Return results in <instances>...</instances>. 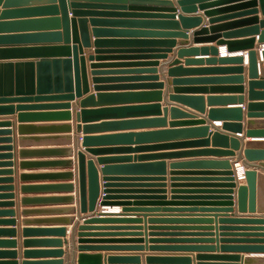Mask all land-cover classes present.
Returning <instances> with one entry per match:
<instances>
[{
	"label": "crops",
	"instance_id": "crops-1",
	"mask_svg": "<svg viewBox=\"0 0 264 264\" xmlns=\"http://www.w3.org/2000/svg\"><path fill=\"white\" fill-rule=\"evenodd\" d=\"M6 1L16 0L0 1V23L46 20L52 17H57L60 21L58 29L46 26L28 27L25 29L15 28L11 31L1 32L0 35L18 36L59 32L61 37L60 39L51 40L42 38L23 41L11 40L0 43V48L61 46L64 44L63 23L60 17L61 10L58 0L28 1L24 2L26 4L13 3L5 5ZM236 1H230L232 2L230 4L243 2ZM170 2L172 7L176 9L174 13L160 6L150 9L139 8V10L130 8L118 9L121 12L132 10L137 13L160 15L177 13L182 15L199 14L201 23L190 27L188 36L184 38L174 35L169 38L174 43L171 51L165 53V57H153L155 55H150L159 53H117L119 50L109 49L113 50V53L103 52L101 53L103 57L96 58L92 32L90 34V47L81 46L77 32L78 48H81L82 51L79 57L83 58L87 91L82 92L81 97L74 96L72 100L61 101L68 102L70 109L54 110V112H69L70 119L19 122L17 119L18 111L13 114L0 115V121L8 119L11 122L9 126H0V264H6L12 260L16 264H21L24 260L54 259L53 257H31L34 255L27 256L25 252L57 249L63 251L61 257L63 264H76L75 260L76 255L79 253L78 246L80 244L91 248L84 252L100 254L101 264H197L198 262L203 264H264V253L222 248V246L247 244L241 242L247 237H239L243 232L247 231H234L240 229L221 231L223 226H229L225 228L242 226L240 224H222L220 222L222 216H264V213H249L247 210L240 213L236 206L235 189H233L234 204L229 206L221 204L222 200L219 198H222L223 193L219 192L225 190V187H219V184H222L219 181H209L217 178V175H204L207 173L216 174V172H219L218 169L186 164L198 160H223L225 158H229L231 162L234 160V157H216L198 152L204 149L220 148L212 147L211 138L208 135L165 136L143 141L133 138L131 141L108 142L93 146L92 148L104 151L96 155H91L88 152L84 153L86 158H92L100 179L103 177V172L101 171L103 165L162 162L164 164L162 173L104 175L107 178L121 180H158L119 182H128L126 184H133L134 186L142 184L139 182H148V184H160L161 187H151L149 189L128 187L129 189L127 190L131 191V193H127L129 204L123 207H112L116 208V211H111L110 207L96 205L93 212L78 213L76 212L77 206L75 202L66 203L67 199H63L73 197L75 201L76 196L75 191L69 192L70 189L66 186L74 184L75 181L70 179V176H65L66 173L74 171L73 166H68L65 161L73 160L72 157L67 155V150L73 148L74 151H83L81 140L79 139L83 134L81 131H75V126L77 125H110L109 127L94 129L87 134L88 136L137 134L198 126H208L210 131H214V129L222 131L220 128L222 121L210 119L206 113L202 115L197 113L179 101L172 99L171 95L202 96L205 112L209 108H240L241 124L243 125L242 132H226L231 136L237 137L241 149L245 142L264 141V137H251L247 136L246 133L248 120L256 122L252 129L264 130V108L255 109L254 114L258 117H247V105L251 102L262 103L263 100L262 97L258 96L254 99L252 98V100L249 99L246 51L227 52L225 46H217L216 41L195 40L192 32L208 24L209 21V17L204 14V9H201L199 3H196V12L184 13L178 6L177 0H170ZM227 3L212 5L208 8L223 7ZM47 6H55L57 15L50 11H42L45 10L42 8ZM65 7L71 30L72 14L67 0ZM35 9H40V11L35 12ZM94 10L102 11L106 9L98 8ZM6 11L13 13L3 15V12ZM237 12L241 11L232 10L213 16L236 14ZM259 18L264 20V16L261 14H259ZM175 20H178L177 16ZM232 20L236 19L228 21ZM88 25L90 30L94 27L91 24ZM239 28L238 26H233L219 33L221 35L224 32ZM143 29L168 31L165 30L168 28ZM183 29L182 27L179 28V30ZM256 43L257 37L255 45ZM213 46H217L221 57H244V62L242 63L244 70L241 73L243 79L240 83L224 80V78L237 75L236 73L216 71L218 65H212L207 62L211 54L210 51L206 52L203 50ZM187 49L196 51L185 52L181 56L178 54L180 50ZM89 55H92L91 60H89ZM37 58L1 59L0 62L7 60H37ZM177 58L181 59L182 63L180 66L182 68L192 71L177 74L176 77L169 76L167 69L172 61ZM186 60L189 61L186 62ZM263 68L261 57L258 56L259 75L264 74ZM152 70H157V73H155L157 75L156 80L151 77L153 75ZM94 77L100 78V81L94 82ZM173 78L190 81L177 84V88L186 89H181L179 93H174ZM213 78L223 80H212ZM159 83L163 85L159 89L158 97L155 93L158 91L157 84ZM235 86L242 87L241 93L233 89H226ZM98 93L107 94L110 97H106L105 100L101 101L96 96ZM90 94L93 96V103L82 107L80 104L81 99ZM228 96L234 97L235 100L217 102H209L207 100V98H225ZM239 96H242V103H238L237 98ZM13 104L16 105L17 103ZM82 108L93 111L108 110V112L97 119L87 121V123H82L81 120L77 122L76 114ZM67 128L71 129V131H66ZM206 138L208 140L207 144L198 143L206 140ZM8 146H11V149H7ZM46 150L50 151L43 152ZM22 151H26V153ZM100 158L111 160L99 163L98 159ZM6 162H10L11 165H4ZM22 162L33 164L23 166L21 165ZM37 162H42V164H37ZM236 162H241V160ZM6 170H10L11 173L8 174L5 172ZM22 174H26L25 180L21 179ZM3 178H11V181H5ZM170 178H175V180L171 181ZM159 179H163V181ZM23 185L31 188L22 191ZM171 190H174V193H171ZM146 191L160 193H145ZM22 198H29L31 201L26 202V204L21 201ZM8 202L12 203L11 206L7 204ZM63 209H71L73 212L60 211ZM106 209L109 211H101ZM7 210H12L13 214L5 213ZM24 210H28V212H23ZM226 210H229V212H226ZM86 217L87 219H116H98L97 221L89 222L86 225L87 229L82 231L84 232V237H82L84 241L79 243L77 241V226L81 225L83 220H86ZM9 220H13V224L8 222ZM26 229H64L65 233L63 236L41 232L27 234L24 233ZM8 230L13 231L9 232ZM57 239L62 241L61 247L45 246L46 244H25L26 241ZM9 241H13L14 245L8 244L7 242ZM186 246H212L213 248L191 250L193 248H187ZM7 252H14V258L8 257ZM135 257L138 258V262L128 260V258ZM109 258L117 259L110 261Z\"/></svg>",
	"mask_w": 264,
	"mask_h": 264
},
{
	"label": "water",
	"instance_id": "water-1",
	"mask_svg": "<svg viewBox=\"0 0 264 264\" xmlns=\"http://www.w3.org/2000/svg\"><path fill=\"white\" fill-rule=\"evenodd\" d=\"M1 1V0H0ZM30 1H54V0H16L6 1L4 4H16ZM71 7V30L69 27V19L65 7L66 0H58L60 7V17L63 23V36L64 44L61 46H41V47H3L0 48V60L1 59H23L38 57L37 60H7L0 62V115L13 114L18 111L17 119L19 122L29 120H53V119H70L69 112H54L63 109H70L68 102L72 100L74 96L81 97L82 92H86V80L83 66V58L79 57L82 54L81 48H78L77 32L79 36V42L82 47H90L92 32L94 36V53L96 58H101V53L111 52L116 49L117 53L130 52V53H159L150 54L155 55L153 57H165V53L171 51L173 40L169 39L174 35L180 37L188 36L190 27L199 25L201 18L199 14L182 15L177 14H154V13H137L130 10L118 11L125 9L139 8L150 9L152 7H163L170 12L174 13L175 8L172 7L170 0H67ZM211 1V2H209ZM233 0H177V4L181 11L184 13L196 12L195 5L199 3L201 9H204V14L209 17L208 24L198 28L192 32L195 40L205 39L206 41H216V45H224L227 52L246 51L247 62V74H248V96L249 99L262 97V103L251 102L247 105L248 118H255V109L264 108V74L259 75L258 70V56L261 57V63L264 66V20L259 18V14L264 16V0H237L243 1L236 4H230ZM235 1V0H234ZM226 6L209 9V6L225 3ZM126 4V5H125ZM103 8L106 10L98 11L94 9ZM50 11L54 15H57V8L55 6H47L42 8ZM111 9V10H108ZM232 10H240L236 14H227L223 16H213L215 14L228 12ZM40 9H35V12ZM13 12L6 11L3 15H9ZM177 16L178 20H175ZM239 17H244L240 18ZM238 18V19H237ZM224 19V20H223ZM231 19H236L228 21ZM60 19L52 17L46 20H33V21H18V22H3L0 23V33L5 31H11L13 29H25L28 27L46 26L58 29ZM228 21V22H225ZM223 22V23H220ZM94 27L90 30L89 25ZM233 26L240 27L239 29L224 32L220 35V31L231 28ZM184 28L179 30V28ZM143 28H168V31H150ZM72 34V36H71ZM61 34L59 32H49L45 34H33V35H0V43L11 40H30V39H60ZM257 37V43L255 45V39ZM71 44V45H70ZM217 46L210 48H204L203 51H210L211 57L207 62L212 65H218L216 71L232 72L237 75L224 78V80H232L240 83L243 77L242 63L244 62L243 56L221 57L218 53ZM109 50V51H108ZM196 51L194 49L180 50L178 54L189 53ZM100 54V55H99ZM120 57V56H118ZM92 59V55H89V60ZM180 58L172 61L167 69L169 76L176 77L177 74H183L192 70H186L180 66L182 63ZM189 60H186L188 62ZM264 70V68H263ZM199 71V70H198ZM153 79H157V70L151 71ZM264 72V71H263ZM94 73V72H92ZM239 74V75H238ZM100 78H93L94 82L100 81ZM212 80H223L219 78H213ZM190 80H183L181 78H173L172 84L174 85V93H179L181 89L177 88V84ZM162 83L157 84L158 91L155 93L159 97V89L162 87ZM176 86V87H175ZM226 89H233L241 93L242 87L235 86ZM101 101L105 100L110 95L96 94ZM116 96V95H113ZM182 103L184 106L195 110L197 113L207 114L210 119L222 121L221 130L214 129L210 131L208 126H198L191 128H181L179 130H165L159 132H146L137 134H114L103 136H88L87 134L94 129L109 127L110 125L102 124L100 126H75L76 132H82L81 147L83 151L74 149L67 150V155L72 157L73 160L65 161L68 166L72 167L75 171L66 173L65 176H70V179H74V184L66 185L71 191H75V201L73 197H67L66 203L75 202L78 213L93 212L96 205L103 207H110L111 211H116V208L123 207L128 203L129 192L128 187H143V188H157L161 187L160 184H148V182H139V186L133 184H126L128 182L119 181H158V180H121L111 179L104 175L111 174H140V173H162L164 170V164L162 162L152 163H135V164H107L103 165L101 171L103 177L100 179L98 171L91 157L86 158L84 152H88L91 155L102 153L104 150L92 148L98 144H106L113 142L131 141L133 138L139 141L153 139L156 137L165 136H187V135H208L211 138L212 147H220L213 149L199 150L198 152L214 155L216 157H234L232 162L229 158L223 160L210 159V160H198L190 165H199L203 167H209L211 169H218L216 174H204V175H217L215 179L209 181H219V187H225L219 193H223L221 196V204L229 206L234 204L233 189L236 192V206L240 213L248 211L249 213H264V141H248L245 142L243 148H240V143L236 136H231L226 131L233 133L242 132L241 124V109L240 108H209L205 112L202 96H170ZM238 103H242V96H239ZM207 100L217 101H234L235 98L228 96L225 98H207ZM13 103H17L14 105ZM93 103L92 94L81 99L80 104L82 107ZM254 110V111H253ZM22 111V112H20ZM30 111V112H29ZM35 111V112H31ZM51 111V112H41ZM108 110H85L81 109L76 114V121L80 120L82 123H87L104 115ZM61 117V118H57ZM10 121L3 119L0 121V126H9ZM256 125L254 120H248L246 125L247 136L251 137H264V130L252 129V126ZM66 131H71L67 128ZM208 140H202L198 143L207 144ZM7 149H11L8 146ZM46 150L43 152H48ZM239 151V152H237ZM25 152L26 151H22ZM238 153V154H236ZM115 159V158H114ZM105 160L111 159H98L99 163L105 162ZM241 160V163L246 168L244 171V183L237 184L234 177L233 164L236 161ZM52 163V162H43ZM33 163L22 162L21 165H29ZM42 164V162H37ZM4 165H11L10 162H6ZM8 174L10 170H6ZM173 175V174H171ZM203 175V174H201ZM73 176V178H72ZM26 174L21 175V179L25 180ZM5 181H11V178H3ZM101 180V182H100ZM162 180L163 179H159ZM174 181L175 178H170ZM174 187L173 185H171ZM217 187V186H216ZM31 188L30 186H22V191ZM35 188V187H32ZM145 193H160L149 192ZM174 193V190H171ZM41 199V198H40ZM48 199V198H46ZM59 199V198H53ZM45 200V199H41ZM23 203L30 202L29 198H22ZM11 206V202L7 203ZM27 204V203H26ZM25 204V205H26ZM62 212L72 213L71 209L60 210ZM101 211H109L101 210ZM23 212H28L24 210ZM229 212V210H226ZM5 213L13 214L12 210H7ZM102 214V213H99ZM104 214V213H103ZM90 217V216H87ZM83 220L82 224L77 226V241L83 243L82 237L87 228L89 222L97 221L98 219H116V218H90ZM48 221V220H45ZM54 221V220H53ZM13 224V220H9ZM222 224H240L242 226H233L234 228H225L229 226L221 227V231H232L231 229H240L234 231H247L243 232L239 237L244 238L242 243L238 246H222V248L236 249L244 252H256L264 253V216H222L220 219ZM240 227V228H237ZM9 232L13 230H8ZM64 229H50V230H24V233H51L63 236ZM8 233V232H7ZM236 236V234H235ZM11 246L14 245L13 241L7 242ZM25 244H46L45 246H58L61 247L62 241L57 240H41V241H26ZM191 250L212 249V246H196L189 247ZM185 248V249H187ZM87 246L80 244L78 246L79 253L76 255V264H101L100 254H90L84 251L90 250ZM8 257L14 258V252H7ZM25 255H34L31 257L54 259L46 260H24L21 264H63V251L57 250H42L38 252H25ZM117 258H109L110 261ZM138 262V258H128ZM6 264H16L14 260L7 262ZM197 264H203L198 262Z\"/></svg>",
	"mask_w": 264,
	"mask_h": 264
},
{
	"label": "built area",
	"instance_id": "built-area-1",
	"mask_svg": "<svg viewBox=\"0 0 264 264\" xmlns=\"http://www.w3.org/2000/svg\"><path fill=\"white\" fill-rule=\"evenodd\" d=\"M234 166V177H235V181L238 182H242L244 180V171H245V167L243 166V164L241 162H235L233 164Z\"/></svg>",
	"mask_w": 264,
	"mask_h": 264
},
{
	"label": "bare ground",
	"instance_id": "bare-ground-1",
	"mask_svg": "<svg viewBox=\"0 0 264 264\" xmlns=\"http://www.w3.org/2000/svg\"><path fill=\"white\" fill-rule=\"evenodd\" d=\"M243 166H244V165H243ZM233 169H234V166H233ZM245 169H246V168H245ZM234 170H235V169H234ZM243 181H244V180H243ZM243 181H242V182H238V181H236V183H237V184H243V183H244Z\"/></svg>",
	"mask_w": 264,
	"mask_h": 264
}]
</instances>
